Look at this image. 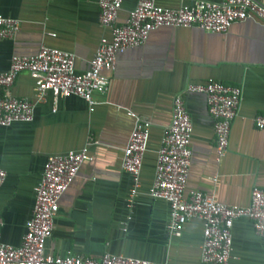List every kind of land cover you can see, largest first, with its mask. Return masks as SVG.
<instances>
[{"label":"crops","instance_id":"obj_1","mask_svg":"<svg viewBox=\"0 0 264 264\" xmlns=\"http://www.w3.org/2000/svg\"><path fill=\"white\" fill-rule=\"evenodd\" d=\"M135 1L122 0L118 23ZM192 1L154 0L168 8ZM255 1L264 5V0ZM97 13L96 0H0V15L19 21L14 39L0 41V72L6 70L11 54H34L41 43L71 52L75 70L83 71L99 38L109 35L98 24ZM106 75L107 86L103 93L91 95L90 110L78 96L53 97L48 92L43 102L34 105L31 121L0 128V167L5 171L0 185V240L12 246L20 243L45 157L78 149L90 136L96 143L87 147L89 159L57 200L46 250L198 264L200 220H188L179 237L168 238L167 205L146 194L155 152L170 119L171 99L181 93L191 124L183 195L198 190L217 202L246 206L253 187L264 189V129L252 125L255 115L264 114V27L250 20L232 22L221 33L192 26L161 27L151 31L141 46L118 53L114 70ZM208 78L241 90L227 149L219 158L204 96L184 91L187 83ZM10 93L30 98L32 79L19 73ZM126 111L150 122L140 187L130 207L126 202L130 178L120 168V150L132 125ZM230 233L227 264H262L264 238L250 221L234 220Z\"/></svg>","mask_w":264,"mask_h":264},{"label":"built area","instance_id":"obj_2","mask_svg":"<svg viewBox=\"0 0 264 264\" xmlns=\"http://www.w3.org/2000/svg\"><path fill=\"white\" fill-rule=\"evenodd\" d=\"M121 3L122 0H96L98 24L109 35L99 38L83 71L75 70L71 52L42 43L34 54L10 55L6 70L0 72V128L14 122L31 121L34 105L43 102L48 92L53 97L78 96L90 110L91 95L104 92L108 83L106 74L114 70L116 55L141 46L155 29L192 26L209 33H221L230 23L247 20L264 27V5L255 0H193L176 8L161 7L154 0H136L125 19L118 23ZM18 30V19L0 15V41H12ZM22 72L33 81L30 98H19L10 93L14 79ZM184 91L204 96L206 111L212 120L215 154L217 158L223 156L230 123L240 101V87L208 78L201 83H187ZM126 113L132 118V125L120 150V168L130 178L126 199L130 207L140 187L139 172L150 122L133 112ZM252 125L264 129V114L255 115ZM190 132L191 124L181 93H176L171 99L169 122L155 152L153 176L146 194L166 203L165 233L168 238L179 237L188 220H200L198 264H227L234 220L247 219L255 233L264 238V189L253 187L246 206L226 205L198 190L184 196L191 154ZM93 143L96 142L87 136L80 148L45 157L40 178L33 187L32 207L24 220L20 243L12 246L0 240V264H168L108 252L99 258H91L68 253L51 254L46 250L44 242L52 231L57 200L80 165L89 159L86 151ZM4 178L5 171L0 167V185Z\"/></svg>","mask_w":264,"mask_h":264}]
</instances>
